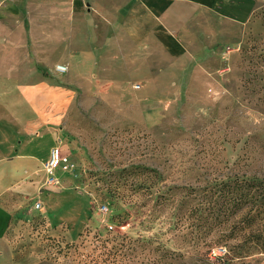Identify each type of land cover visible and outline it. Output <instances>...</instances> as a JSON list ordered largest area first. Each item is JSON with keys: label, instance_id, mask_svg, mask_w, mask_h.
I'll list each match as a JSON object with an SVG mask.
<instances>
[{"label": "rangeland", "instance_id": "374dc122", "mask_svg": "<svg viewBox=\"0 0 264 264\" xmlns=\"http://www.w3.org/2000/svg\"><path fill=\"white\" fill-rule=\"evenodd\" d=\"M221 21L195 28L181 58L94 74L66 105L55 85L70 84L52 58L31 66L38 78L9 84L31 90L0 96L14 117H0V153L28 139L40 159L13 179L20 190L0 194L12 214L0 264H264L259 249L241 251L250 229L264 230V210L239 230L248 208L227 222L213 186L239 177L264 187V0L245 24ZM44 118L49 127L21 130ZM55 146L51 186L43 165Z\"/></svg>", "mask_w": 264, "mask_h": 264}, {"label": "crops", "instance_id": "0c3cea01", "mask_svg": "<svg viewBox=\"0 0 264 264\" xmlns=\"http://www.w3.org/2000/svg\"><path fill=\"white\" fill-rule=\"evenodd\" d=\"M254 9L255 0H0V96L12 99L30 92L29 88L16 94L9 84L25 85L38 78L39 73L31 66L46 65L52 58L56 65L68 67L66 75L55 72L70 84L60 81L55 85L60 102L66 105L73 91L91 84L94 74L120 75L128 61L142 71L146 64L181 58L195 28L212 29L213 22L221 20L245 24ZM21 33L29 34L31 41L16 48L13 42ZM21 51L27 52L26 64H17L25 57L20 56ZM11 109L8 100L0 102V117L11 121ZM48 122L44 118L34 124L23 123L21 130L39 131L49 127ZM31 145L33 141L27 139L18 144L16 152L15 146L1 151L0 194L8 188L20 190L21 186L12 184L13 179L25 176L38 164L39 153L35 149L26 152ZM11 217L0 208L2 242L7 240ZM30 262L23 258L15 264Z\"/></svg>", "mask_w": 264, "mask_h": 264}, {"label": "trees", "instance_id": "16d2710c", "mask_svg": "<svg viewBox=\"0 0 264 264\" xmlns=\"http://www.w3.org/2000/svg\"><path fill=\"white\" fill-rule=\"evenodd\" d=\"M217 190L219 196L223 198V204L220 206L227 215V222L234 214H239L245 208L248 212L241 218V221L236 223L240 225L239 230H245L248 226L252 225L256 217H259L264 210V187L261 182L256 180L241 181L239 177L235 179L228 178L223 181H216L213 185ZM210 212H214L217 206L209 205ZM213 215V214H212ZM225 224V221H222ZM242 232V231H240ZM245 242L241 247V251L249 253L253 248L259 249L264 252V230L250 229L248 236L245 237Z\"/></svg>", "mask_w": 264, "mask_h": 264}, {"label": "built area", "instance_id": "2783aa9c", "mask_svg": "<svg viewBox=\"0 0 264 264\" xmlns=\"http://www.w3.org/2000/svg\"><path fill=\"white\" fill-rule=\"evenodd\" d=\"M56 70L59 72H66L68 67L65 65H57ZM63 161V153L59 146H55L50 151L49 159L44 163L43 169L47 175L46 182L51 186L59 184V179L55 176V170L61 166ZM36 208L41 209L42 204L40 202L36 203Z\"/></svg>", "mask_w": 264, "mask_h": 264}]
</instances>
